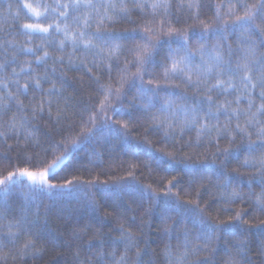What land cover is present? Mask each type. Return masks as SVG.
Masks as SVG:
<instances>
[{"label":"snow or ice","instance_id":"1","mask_svg":"<svg viewBox=\"0 0 264 264\" xmlns=\"http://www.w3.org/2000/svg\"><path fill=\"white\" fill-rule=\"evenodd\" d=\"M0 264H264V0H0Z\"/></svg>","mask_w":264,"mask_h":264},{"label":"trees","instance_id":"2","mask_svg":"<svg viewBox=\"0 0 264 264\" xmlns=\"http://www.w3.org/2000/svg\"><path fill=\"white\" fill-rule=\"evenodd\" d=\"M103 178V177H102Z\"/></svg>","mask_w":264,"mask_h":264}]
</instances>
